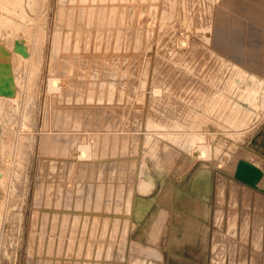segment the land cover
<instances>
[{"label":"rangeland","instance_id":"374dc122","mask_svg":"<svg viewBox=\"0 0 264 264\" xmlns=\"http://www.w3.org/2000/svg\"><path fill=\"white\" fill-rule=\"evenodd\" d=\"M0 88V264H264V0H0Z\"/></svg>","mask_w":264,"mask_h":264},{"label":"water","instance_id":"95a60500","mask_svg":"<svg viewBox=\"0 0 264 264\" xmlns=\"http://www.w3.org/2000/svg\"><path fill=\"white\" fill-rule=\"evenodd\" d=\"M0 93L9 94L10 91L0 88ZM262 175L263 170L259 166L244 158L238 159L233 173L234 178L251 187H257V182L260 180Z\"/></svg>","mask_w":264,"mask_h":264},{"label":"bare ground","instance_id":"6f19581e","mask_svg":"<svg viewBox=\"0 0 264 264\" xmlns=\"http://www.w3.org/2000/svg\"><path fill=\"white\" fill-rule=\"evenodd\" d=\"M23 3V2H22ZM27 51V50H26ZM12 55V54H11ZM15 64V63H14ZM2 70V69H1ZM5 78V77H4ZM6 79V78H5ZM4 80V79H3ZM4 84V83H3ZM18 86V85H17ZM23 86V85H22ZM30 87V86H29ZM5 88V87H4ZM7 90V89H6ZM31 90V89H30ZM15 91V90H14ZM52 91H53V89H52ZM55 91V90H54ZM12 97V96H11ZM15 97V96H14ZM16 99V98H15ZM28 99H29V97H28ZM1 100H4V98L3 99H1ZM1 102V101H0ZM5 102V101H4ZM15 103V102H14ZM4 104V103H3ZM3 106V105H2ZM4 107V106H3ZM27 108V107H26ZM2 111V110H1ZM16 113V112H15ZM2 115V114H1ZM26 116V115H25ZM6 117H7V115H6ZM12 118V117H11ZM1 119V118H0ZM6 119V118H5ZM11 120V119H10ZM6 121V120H5ZM24 121V120H23ZM3 122H4V120H3ZM13 122H15V121H13ZM25 122V121H24ZM61 135V134H60ZM9 136V135H8ZM6 138V137H5ZM6 141V140H5ZM82 144V143H81ZM3 145V144H2ZM83 145V144H82ZM79 146V145H78ZM204 148V147H203ZM71 150V149H70ZM87 150V149H86ZM20 151V150H19ZM205 151H206V149H205ZM205 151H204V153H205ZM8 152V151H7ZM73 152V151H72ZM204 153H202V156H203V154ZM13 154V153H12ZM207 154V153H206ZM8 155V154H7ZM205 155V154H204ZM20 156V155H19ZM79 157V156H78ZM89 157V156H88ZM207 158V157H206ZM68 162V161H67ZM20 167V166H19ZM7 168V167H6ZM24 168V167H23ZM3 170V169H2ZM20 172V171H19ZM15 175V174H14ZM263 177H264V171H263V175H262V177L260 178V180L257 182V186H258V184L262 181V179H263ZM1 181V180H0ZM247 186H249V185H247ZM11 187V186H10ZM15 187V186H14ZM4 196V195H3ZM2 201V200H1ZM5 204V203H4ZM143 205V204H142ZM137 263V262H136ZM135 263V264H136Z\"/></svg>","mask_w":264,"mask_h":264}]
</instances>
